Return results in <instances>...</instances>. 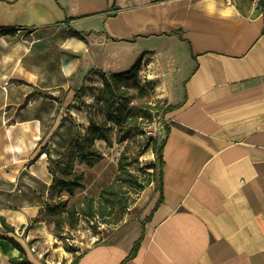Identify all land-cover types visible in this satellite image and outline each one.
Here are the masks:
<instances>
[{
	"label": "crops",
	"instance_id": "obj_1",
	"mask_svg": "<svg viewBox=\"0 0 264 264\" xmlns=\"http://www.w3.org/2000/svg\"><path fill=\"white\" fill-rule=\"evenodd\" d=\"M106 6L103 29L82 30L81 20L96 13L77 0H0V234L23 248L0 238V264L24 255L43 264L34 252L53 241L36 222L53 178L40 150L37 60L26 61L32 45L58 39L52 28L62 35L59 59L68 76L80 56L153 37L159 44L143 55L166 102L159 192L141 234L95 242L72 259L60 246L57 264H264V0H108ZM151 8H161L162 18L139 20ZM146 23L156 31L136 34ZM3 218L15 232H6Z\"/></svg>",
	"mask_w": 264,
	"mask_h": 264
},
{
	"label": "rangeland",
	"instance_id": "obj_2",
	"mask_svg": "<svg viewBox=\"0 0 264 264\" xmlns=\"http://www.w3.org/2000/svg\"><path fill=\"white\" fill-rule=\"evenodd\" d=\"M77 1L83 7L86 5L91 13H96L90 16L94 20L84 18L77 28L84 30L93 26L103 29L104 18L108 16V0H97V4L88 0ZM147 12L154 16L149 14L147 17L143 12L139 20L147 22L156 17L155 14L162 18L161 8H151ZM51 28L46 27L48 31ZM52 30L58 39L32 45L26 59L31 63L34 58L37 60L41 78L37 93L41 101L36 110L42 111L44 117L40 150H45L48 155V168L53 178L46 205L36 219L53 235V241L43 253L39 254L40 248L34 252L36 260L43 264L61 261L60 252L63 250L58 248L60 246L72 252V259L95 242L115 240L122 233L134 237L141 234L145 217L159 192L157 148L163 139L166 105L152 74L153 63L145 65L143 55L151 50L149 47L159 44L153 37H139L134 43L120 41L119 45L104 47L103 54L80 56L68 76L59 59L64 51L59 44L62 35L59 36L57 29ZM152 31H156V27L146 23L136 34ZM25 41L31 45V33L25 35ZM3 46L0 45V55L4 52ZM95 46L99 48L98 43ZM140 56L138 82L146 87L147 93H140L124 82L119 91L107 94L103 74L110 80V74L126 71V66L136 59L135 64ZM166 62L165 57L163 64ZM178 62L182 63L181 60ZM94 69L97 70L92 71ZM7 78L8 75H3L5 81ZM125 170L144 182L145 188L137 190L129 186L123 180ZM112 185L120 190L122 198L112 215L94 219L81 215L74 228L66 225L61 234H53V221L57 216L63 215L71 206L81 210L87 196L98 200L102 190ZM72 186L75 189L70 191ZM62 264H66L65 259Z\"/></svg>",
	"mask_w": 264,
	"mask_h": 264
},
{
	"label": "trees",
	"instance_id": "obj_3",
	"mask_svg": "<svg viewBox=\"0 0 264 264\" xmlns=\"http://www.w3.org/2000/svg\"><path fill=\"white\" fill-rule=\"evenodd\" d=\"M12 30H2V35L12 34ZM74 36L81 38V35L74 31L72 33ZM142 58L137 60V62L127 71L110 74V80L108 79V75L103 74L102 80L105 87V91L107 94L113 95L115 92L121 89V84L126 82L129 85H132L134 89L139 91L140 93H147L146 87L138 82V76L141 69ZM166 109L163 110L165 113ZM161 145L157 148V159L159 164L161 165L162 161V150ZM123 180L129 184V186L137 189L143 190L146 186L144 182L140 181L133 174L125 170L123 175ZM75 187H70V191H73ZM122 202L121 192L119 189L115 187V185L105 187L98 200L91 196H87L85 198V206L78 210L76 207L71 206L64 211V214L61 216H57L54 221V229L53 234L59 235L62 233L63 228L67 225L70 228H74L80 221L81 215L94 219L96 217H106L112 215L114 212L116 205ZM2 227L6 229V232H15V228L10 226L5 219H2ZM2 228L0 227V231ZM0 238H5L10 240L16 247L23 250L20 243H18L13 237L7 235H1ZM139 244V243H138ZM137 247V246H136ZM13 264H33L27 256H22L21 258H13L11 259ZM74 260L72 264H75Z\"/></svg>",
	"mask_w": 264,
	"mask_h": 264
}]
</instances>
